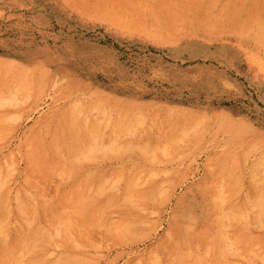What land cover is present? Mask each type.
Wrapping results in <instances>:
<instances>
[{
  "label": "rangeland",
  "instance_id": "obj_1",
  "mask_svg": "<svg viewBox=\"0 0 264 264\" xmlns=\"http://www.w3.org/2000/svg\"><path fill=\"white\" fill-rule=\"evenodd\" d=\"M96 1L0 0V239H34L35 257L55 261L67 248L47 219L72 185L109 177L121 191L139 174L160 183L157 200H116L101 213L108 231L87 216V241L70 249L80 264H264L249 261L264 255V166L250 147L264 146V0ZM173 11L184 20L171 24ZM59 120L73 124L65 140ZM54 137L59 149L28 171L31 145ZM142 142H157L154 159ZM21 196L33 207L23 221ZM123 215L138 219L125 240Z\"/></svg>",
  "mask_w": 264,
  "mask_h": 264
},
{
  "label": "bare ground",
  "instance_id": "obj_2",
  "mask_svg": "<svg viewBox=\"0 0 264 264\" xmlns=\"http://www.w3.org/2000/svg\"><path fill=\"white\" fill-rule=\"evenodd\" d=\"M90 1V3L92 4V5H94V4H96V0H89ZM172 1H176V0H172ZM236 3H238V1L236 2ZM176 4V3H175ZM174 4V5H175ZM184 9V6H181V5H178L177 6V12H182V10ZM150 17V16H149ZM168 19L171 21V24H176V23H174V22H178V19H180V20H184V17H179L177 14H174V11H173V13L172 12H169V14H168ZM174 21V22H173ZM70 73V72H69ZM6 74V73H5ZM4 74V75H5ZM13 77V76H12ZM24 79V78H23ZM20 82H21V79H20ZM23 82V81H22ZM23 85V84H22ZM16 86L18 87V85H17V83H16ZM16 86L14 87L15 89H13V90H16L17 88H16ZM24 86V85H23ZM22 86V87H23ZM19 87H21V85L19 86ZM18 87V88H19ZM8 90H7V92L8 91H12L11 89H10V87L8 86ZM1 92H3V91H0V94H1ZM9 93V92H8ZM12 93V92H11ZM13 93H14V96L16 95L15 94V92L13 91ZM12 93V94H13ZM19 94V93H18ZM83 94V93H82ZM1 98H2V95H1ZM17 98V97H16ZM10 99V98H9ZM11 99H12V101H14L13 99H15L14 97H13V95H12V97H11ZM6 101H7V99H5ZM17 100V99H16ZM14 101L15 103H17V101ZM24 100H26V99H24ZM4 102V101H3ZM23 102V101H22ZM0 103H2V102H0ZM11 103V102H10ZM10 103L8 102H6V105L7 104H9L8 106H10ZM2 104H4V103H2ZM12 104V103H11ZM5 105V104H4ZM104 112V111H103ZM0 117H1V114H0ZM142 117V116H141ZM155 117V116H154ZM4 119V118H3ZM6 119V118H5ZM4 119V120H5ZM87 120V119H86ZM143 120H144V118H143ZM6 121V120H5ZM135 122L134 123H137V122H139V124L138 125H140V120H138V118H136V120H134ZM150 121V120H149ZM152 121V120H151ZM155 121V120H154ZM84 122H85V119H84ZM144 122V121H143ZM197 122V121H196ZM153 125H154V122L152 121L151 122ZM156 123V122H155ZM199 123V122H198ZM198 123H194V125L195 124H198ZM201 123V122H200ZM85 124H86V122H85ZM141 124H142V122H141ZM221 125V124H220ZM73 126V124H71V123H68V122H65V121H62V120H59V130H58V133L60 134V136H61V138H63V140H65V137H64V132H65V130H64V128H66V127H72ZM128 126H132L133 127V125H132V123L131 124H128ZM141 126V125H140ZM155 126V125H154ZM114 127V126H113ZM136 127V126H135ZM158 128V127H157ZM193 128V127H192ZM134 129V128H133ZM136 129V128H135ZM138 129V128H137ZM151 129V128H150ZM160 129H161V127H160ZM159 129V130H160ZM158 130V131H159ZM183 130V129H182ZM181 131V130H180ZM78 133H79V131H78ZM96 133V132H95ZM113 133V132H112ZM131 133V132H130ZM133 133V132H132ZM143 133V132H142ZM129 134V133H128ZM149 134V133H148ZM147 134V135H148ZM182 134V133H181ZM232 134V133H231ZM91 135V134H90ZM97 135V134H96ZM113 135H115V134H113ZM119 135V134H118ZM125 135V134H124ZM143 135H145L144 133H143ZM163 135V134H162ZM79 136V135H78ZM95 136V135H94ZM164 136V135H163ZM163 136H160L161 138L163 137ZM170 136V135H169ZM91 137H92V135H91ZM122 138L124 137V136H121ZM159 136H158V138H160ZM80 138V137H79ZM93 138V137H92ZM95 138H97V136H95L94 137V139ZM141 138H142V136L140 137V140H141ZM164 138V137H163ZM176 138V137H175ZM178 138V137H177ZM60 138H57V137H54V138H52L51 140H50V146H51V148H46V147H43V146H41V148H40V150L38 149V145H39V143L35 146V148H36V150L37 151H33V146L31 145V149H30V153H29V156H28V158H29V160L32 162V163H29V165L27 166V170L28 171H32V169H33V166H36V165H40V164H42L43 162H44V160H45V158H46V156H47V154L50 152L49 150H57V149H59V146H58V144H57V140H59ZM148 139H149V136H148ZM157 139V138H156ZM170 139V138H169ZM168 139V140H169ZM173 139V138H172ZM172 139H170L169 141L170 142H175L174 143V145L173 146H176V144L178 143L177 141H179V139L180 138H178V140H175V141H173ZM240 139V138H239ZM242 139H245V138H242ZM80 140V139H79ZM112 140V139H111ZM158 140V139H157ZM160 140V139H159ZM165 140V139H164ZM180 140H182V139H180ZM78 141V140H77ZM95 141H96V139H95ZM135 141H138V140H135ZM162 141V140H161ZM245 141V140H244ZM82 142V141H81ZM158 142V141H157ZM157 142H155V144H152V148H150V146H149V144L150 143H147L146 145H144L145 143L144 142H142V147H143V149L142 148H140L141 149V152L142 153H145L144 152V150L147 148L148 150H146V151H148V154H147V152L144 154L145 156H150L149 155V153H151V156H152V154H153V152H154V148L155 149H157V150H159L160 149V147H158V148H156L157 146H158V144H157ZM166 141H164L163 143H164V145H166V144H169L168 142H166ZM182 142V141H181ZM185 142V141H184ZM226 142V141H225ZM240 142V141H239ZM238 142V143H239ZM83 143V142H82ZM88 143H90V142H88ZM103 143V142H102ZM125 143H126V145L127 144H130V145H132V142H130V141H128V140H125ZM247 143V142H246ZM136 144H138V143H136ZM136 144H134L133 143V146L134 145H136ZM81 145V144H80ZM96 145V144H95ZM106 145V144H105ZM147 145H148V147H147ZM170 145H171V143H170ZM169 145V146H170ZM75 146V145H74ZM161 146H162V144H161ZM168 145H166V146H164V147H166V148H168L169 147ZM78 147H79V145H78ZM91 147H93V146H91ZM90 147V148H91ZM95 147V146H94ZM163 147V146H162ZM163 147V148H164ZM250 147H251V149L252 150H257V156H256V160H255V165H257L258 167L259 166H264V146L263 145H261V146H258V145H250ZM117 148H120V146H117V147H115V150L117 151ZM170 148V147H169ZM174 147H172V149H173ZM236 148V147H235ZM101 149V148H100ZM111 147H109V151L110 152H112L111 150ZM153 151H152V150ZM102 150V149H101ZM124 150V149H123ZM152 152H151V151ZM166 150V149H165ZM168 150V149H167ZM175 151H176V149H174ZM78 151V150H77ZM105 151V150H104ZM108 151V152H109ZM127 151V150H126ZM135 152V151H134ZM140 152V151H139ZM165 152V151H164ZM168 151H166V153H167ZM34 153H36V154H34ZM114 153V152H113ZM169 153V152H168ZM167 153V154H168ZM154 154H155V152H154ZM80 156H82L83 157V155H80ZM150 156V157H151ZM155 156H156V154H155ZM153 157V159H154V156H152ZM94 158V157H93ZM156 158H158L159 159V157H156ZM70 159H71V157H70ZM80 159H81V157H80ZM95 159V158H94ZM152 159V158H151ZM209 160V159H208ZM207 160V161H208ZM223 161V160H222ZM12 163V162H11ZM10 163V164H11ZM62 163V162H61ZM9 164V165H10ZM212 164V163H211ZM62 165V164H61ZM208 167H210L209 165H208ZM4 169H7V167L6 168H4ZM62 170V169H61ZM34 171V170H33ZM57 171H59V170H57ZM157 173V172H156ZM155 173V174H156ZM253 173V172H252ZM263 173V172H262ZM227 174H228V172H227ZM7 175V174H6ZM9 176V175H8ZM28 176V175H27ZM120 177V176H119ZM118 177V178H119ZM253 177H256V176H254L253 175ZM116 178V177H115ZM145 178V177H144ZM146 178H148V177H146ZM151 178V177H150ZM221 178H223V177H221ZM99 179H101V178H99ZM104 177H102V180H97V179H88L87 177L85 178H82V179H78L73 185H72V187H71V189H70V191H68L67 193H65L63 196H62V198H61V201L59 202V204L58 205H56V206H54V207H52L51 208V212H52V214H51V216L47 219V221H49V222H47V223H50V224H52V225H55V224H58L59 226H57V228H56V230H58L59 231V229L58 228H60V226L61 227H63V228H61V229H63L61 232L59 231H55L54 230V232H55V236L56 235H58V236H56V237H59V238H55V239H53V242H57L55 245H57V246H59V245H64L66 248H67V251L65 252V254H62V255H60L59 257H57V259L54 261V260H47V259H45L42 255H43V253H38V256H40V257H38V258H36L35 257V249H34V247H32L33 245H31V243H35V246H37L38 247V243L36 244V240H34L33 239V241H30V246H29V244H27L28 243V238H27V243L24 241V240H26L25 238H24V240H22V241H24V242H22V241H20L21 242V244L15 239V238H12V239H7V238H1L0 239V264H80L81 262H85V261H87L88 260V258L86 259V257L85 256H80L81 258L82 257H84V260L82 261V259L80 260L81 262L79 263V261H78V259L76 258V256H73L72 254H71V252H70V249H76V248H78V247H80V246H82V244L84 243V242H86L87 240V238H86V235H85V231H84V226H86L85 224L86 223H88V227H90V224H89V222H86L85 224H84V222L86 221V217L87 216H96V218H94V220H93V223H94V225H92V226H94V227H96V228H100V229H102V228H104L105 229V231H108V229L107 228H105V226H104V224H101L102 222L100 221V218H101V213H102V211H103V209L104 210H106L108 207H112V206H114L116 203V200H121V204L122 205H124V206H127L126 207V209L129 207V208H133V207H135L137 210H144L145 209V206H146V203L147 202H149V200L151 199H153V198H155L156 197V194L158 193V192H160V190H161V185H160V183L159 182H157V181H151V182H148V180L147 181H145V179H143V178H141L140 176H139V174L138 175H136V176H132L131 175V177H129V178H127L126 180H124V184H125V186L123 187L124 189L123 190H121V191H115L114 190V188H115V185H116V182L118 181V180H109V177H107V179H104ZM120 180V179H119ZM151 180V179H150ZM149 180V181H150ZM167 181H165L164 183H166ZM258 182V181H257ZM35 183V179L33 178V177H28V184L30 185L31 184V186L33 185ZM163 183V184H164ZM256 184V183H255ZM221 185V184H220ZM87 187L88 188H91V191H92V193H91V196L90 195H85L84 194V192H85V188H86V190H87ZM172 187V186H171ZM0 208L4 205V202H6V200L8 199V197L6 196V190L4 189V181H3V174H2V168H1V166H0ZM170 190V189H169ZM23 191H25V189L23 190ZM22 191V192H23ZM89 191V190H88ZM167 191V190H166ZM220 191V190H219ZM218 191V192H219ZM8 192H9V190H8ZM163 193V192H162ZM161 193V194H162ZM217 193V192H216ZM24 194H27L26 192H24ZM105 194V197L103 198L102 197V195H104ZM160 194V193H159ZM164 194V193H163ZM167 195V194H166ZM218 195V194H217ZM18 196V195H17ZM28 197V200L27 201H29V199H31V198H35V197H31V196H26V198ZM163 197V196H162ZM219 197V196H218ZM19 198V197H18ZM215 198V197H214ZM261 198V197H260ZM156 199V198H155ZM216 199V198H215ZM157 200V199H156ZM220 200V199H219ZM256 201L255 202H258V206H260V202H259V200H258V198L257 199H255ZM2 201H3V203H2ZM16 201V200H15ZM216 201V200H215ZM118 202H120V201H118ZM20 205H19V204ZM115 203V204H114ZM6 204V203H5ZM18 204V205H17ZM16 206L18 207V210H19V213H20V218H19V220L20 221H23V220H26V218H28V217H30L31 215V218H33V214H31V212H32V206H31V204H29L28 205V202L26 203V204H24V200H23V198H22V196L20 197V200H19V202H17L16 203ZM9 208V207H8ZM8 208H6V207H3V211H4V209L8 212L9 210H8ZM106 208V209H105ZM257 208H259V209H261L262 208V205L260 206V207H257ZM109 209H111V208H109ZM258 209V211L257 212H259L260 210ZM108 210V209H107ZM261 210H263V208L261 209ZM2 211V210H1ZM0 211V212H1ZM144 211H146V210H144ZM34 212V211H33ZM104 212V211H103ZM262 211H260L259 213H257V214H262L261 213ZM1 213H6L5 211L4 212H1ZM36 214V213H35ZM103 214V213H102ZM97 215L99 216V217H97ZM1 216V215H0ZM185 216V215H184ZM30 218V219H31ZM47 218V217H46ZM91 218V217H90ZM1 219H2V217L0 218V221H1ZM5 219V218H4ZM4 219H2V221H4ZM6 221V220H5ZM29 221H32V220H29ZM120 221V223H118ZM136 221H138V219H132V218H130L129 217V215H123L122 216V218H121V220H118V222L116 221L115 223H118V224H116V225H118V227L119 228H117V226H116V228L117 229H121V228H123V227H125V226H127L128 224H135V222ZM4 223V222H3ZM32 223V222H31ZM219 223V222H218ZM1 224V223H0ZM26 224H28L27 223V221H26ZM119 224H120V226H119ZM143 224H145V223H143ZM243 224V223H242ZM43 225V224H42ZM174 225H178V222L177 221H175V220H173L172 222H171V228H174L173 226ZM104 226V227H103ZM2 226L0 225V228H1ZM44 227V226H43ZM43 227L39 230L38 228H40L39 226H38V228H37V230L40 232L42 229H43ZM107 227V226H106ZM115 227H113V229H114ZM115 228V229H116ZM103 229V230H104ZM107 229V230H106ZM112 229V230H113ZM125 229H127V228H125ZM183 230V229H182ZM37 231V233L39 234V232ZM109 231H111V230H109ZM129 232V229L128 230H125V232ZM35 232V231H34ZM58 232V233H57ZM57 233V234H56ZM113 233V232H112ZM26 234H27V236H28V232H26ZM24 235V234H23ZM30 235V234H29ZM37 235V234H36ZM117 235V234H116ZM118 235H119V239H121V240H125V239H127V238H129V236L128 235H131L130 234V232H129V234L127 235V234H125L124 233V228L123 229H121V232L119 231L118 232ZM117 235V236H118ZM243 236V235H242ZM113 237H114V233H113ZM21 239H22V237H21ZM29 239H30V237H29ZM32 239V238H31ZM130 239V238H129ZM89 242V241H88ZM261 243V242H260ZM48 244H49V242H48ZM59 244V245H58ZM39 247H40V245H39ZM41 247H44L43 245L41 246ZM31 248L32 249H34V252H33V250H31ZM261 248V247H260ZM43 250V249H42ZM261 250V249H260ZM262 251V250H261ZM260 251V252H261ZM54 252V251H53ZM252 252V251H251ZM253 254L256 256V257H254V256H252V259H250L249 261L251 262V263H253V262H255L256 260H259L260 258L259 257H264V255L263 256H258L255 252H253ZM262 254V253H261ZM263 254H264V252H263ZM74 255H76V254H74ZM79 256V255H78ZM240 256V255H239ZM249 257V256H248ZM243 258V257H242ZM86 259V260H85ZM154 260H155V257H154ZM261 261V260H260ZM263 261H264V258H263ZM264 263V262H263ZM87 264V263H86Z\"/></svg>",
  "mask_w": 264,
  "mask_h": 264
}]
</instances>
